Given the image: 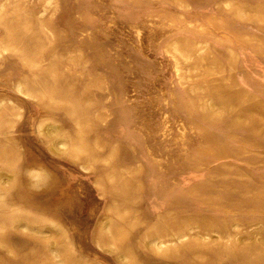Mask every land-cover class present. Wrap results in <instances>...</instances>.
<instances>
[{"label": "rangeland", "instance_id": "1", "mask_svg": "<svg viewBox=\"0 0 264 264\" xmlns=\"http://www.w3.org/2000/svg\"><path fill=\"white\" fill-rule=\"evenodd\" d=\"M0 264H264V0H0Z\"/></svg>", "mask_w": 264, "mask_h": 264}]
</instances>
